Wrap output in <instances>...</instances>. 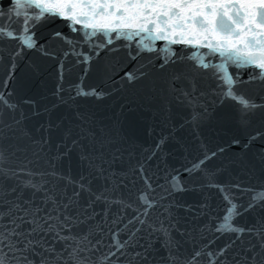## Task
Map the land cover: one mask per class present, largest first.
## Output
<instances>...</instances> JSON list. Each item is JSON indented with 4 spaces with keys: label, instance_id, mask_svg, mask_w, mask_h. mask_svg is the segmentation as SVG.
<instances>
[{
    "label": "snow or ice",
    "instance_id": "6c2138e0",
    "mask_svg": "<svg viewBox=\"0 0 264 264\" xmlns=\"http://www.w3.org/2000/svg\"><path fill=\"white\" fill-rule=\"evenodd\" d=\"M54 18L76 34H53L67 45L57 102L16 99L28 53L57 58L36 32ZM177 45L191 51L181 55ZM121 48L136 62L121 71V87L140 84L165 125L182 117L142 155L79 107L57 115L61 105L107 95L81 80L65 100V73L83 65L86 76L94 57ZM120 65L105 67L108 80ZM0 69V264H264V183L219 179L257 166L264 175V151L247 158L264 128L216 150L201 141V156L182 171L151 168L174 129L200 140L226 104L242 128L264 123V0H0ZM231 148L240 151L207 167ZM213 192L223 215L213 213Z\"/></svg>",
    "mask_w": 264,
    "mask_h": 264
},
{
    "label": "water",
    "instance_id": "95a60500",
    "mask_svg": "<svg viewBox=\"0 0 264 264\" xmlns=\"http://www.w3.org/2000/svg\"><path fill=\"white\" fill-rule=\"evenodd\" d=\"M3 4H8L9 0H2ZM37 37L41 41H46L45 47L57 54V58H48L38 53H28L17 70L16 79L13 87L17 94L23 97H30L36 100L41 106L51 105L57 102L54 95L58 81L57 65L63 60L62 50L67 45L60 39L54 38L53 34L61 32L65 37L76 38V34L72 33L66 21L59 18L40 25L37 29ZM122 42H117V45ZM158 47L163 46V42H157ZM175 50L183 55L186 50L183 46H174ZM80 50L87 51V48L81 46ZM126 48H121L119 54L101 53L99 58H93L91 70L85 76L83 75V65L72 68L71 73H65L63 81L65 92L64 98L68 99V87L79 81H83L85 88L95 87L107 93L105 98L101 100L95 99H78L68 106L61 105L57 111V115L68 117L71 115V109L79 107L81 111L88 113L95 123L103 126L114 133L127 138V147L136 155H142L150 150L162 135L169 133L172 125L178 124L182 119L181 116H175L167 125L162 123V118L157 115V104L150 103L145 89L140 84L128 85L120 79L122 70H134L136 62H128L123 60ZM72 58L66 62L65 67H72ZM117 61H121L120 67L116 68L113 79L108 80L105 75V67L111 68L116 65ZM218 62V61H216ZM159 63V61H156ZM234 71V69H232ZM244 70L242 79H247L248 72ZM3 76V69H0V78ZM251 94V93H249ZM259 128H264L259 117L254 118L251 126L244 129L238 123L236 113L230 105H225L217 109L213 119L203 128L200 140L192 138L189 129H174L175 132L172 139L166 143L163 150L151 162L152 170L157 167L163 171L183 170V167L189 165L191 161L201 156V141L210 150H216L219 146L228 144L233 138H239L242 143L246 140L249 132H255ZM239 148H231L225 154L218 156L215 160L209 161L207 167L214 169L222 163L233 157ZM264 151V139L257 142L251 147L247 153L248 159H253L255 153ZM241 178L245 184L259 186L264 183V175L261 174L259 166H257L254 174L248 175L240 172L238 169H230L219 177L221 180ZM189 202L195 198L192 195L185 197ZM213 213L223 215V205L219 194L213 192L209 198Z\"/></svg>",
    "mask_w": 264,
    "mask_h": 264
}]
</instances>
